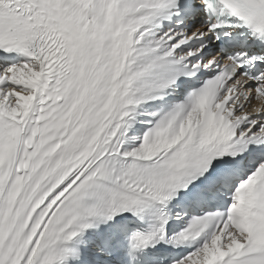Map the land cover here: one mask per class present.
<instances>
[{
    "label": "snow or ice",
    "instance_id": "obj_1",
    "mask_svg": "<svg viewBox=\"0 0 264 264\" xmlns=\"http://www.w3.org/2000/svg\"><path fill=\"white\" fill-rule=\"evenodd\" d=\"M0 264H264V0H0Z\"/></svg>",
    "mask_w": 264,
    "mask_h": 264
}]
</instances>
